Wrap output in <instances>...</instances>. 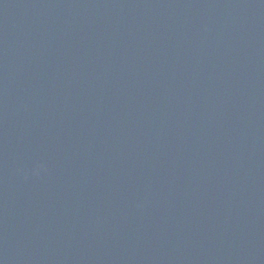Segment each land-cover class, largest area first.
Returning <instances> with one entry per match:
<instances>
[{
    "label": "water",
    "instance_id": "1",
    "mask_svg": "<svg viewBox=\"0 0 264 264\" xmlns=\"http://www.w3.org/2000/svg\"><path fill=\"white\" fill-rule=\"evenodd\" d=\"M0 264H264V0H0Z\"/></svg>",
    "mask_w": 264,
    "mask_h": 264
}]
</instances>
